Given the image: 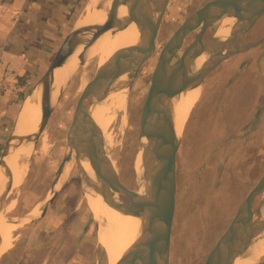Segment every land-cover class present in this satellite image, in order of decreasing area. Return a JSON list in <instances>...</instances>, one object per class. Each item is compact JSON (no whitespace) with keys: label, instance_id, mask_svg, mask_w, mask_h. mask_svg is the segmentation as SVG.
Here are the masks:
<instances>
[{"label":"rangeland","instance_id":"rangeland-1","mask_svg":"<svg viewBox=\"0 0 264 264\" xmlns=\"http://www.w3.org/2000/svg\"><path fill=\"white\" fill-rule=\"evenodd\" d=\"M209 1L171 0L159 29L156 56L142 67L134 79L123 106L120 100L124 90L122 95L121 92L116 94V113L113 114V111L108 115L113 120L106 129L104 139L105 143L111 140L107 144L110 159L122 181L131 189L139 188L140 178L135 165L140 151L141 110L147 99L158 53L180 24ZM84 9L77 12L74 21ZM227 17L211 26L205 39L213 38ZM198 32H192L184 47ZM262 37L264 17L246 35L243 44ZM80 59L75 73L64 83L62 95L55 103L46 129L35 146L29 144L32 150L30 162L18 163L16 183L9 198V201L16 200V205L7 215L12 221H0L1 227L15 225L16 229L11 230L15 231L14 243L11 249L0 254L1 264H24L29 248L33 258L26 261L27 264L60 263L64 252L59 249L64 243L71 244L74 250L68 254L82 255L85 264H109L107 252L98 243L99 221L85 197L89 186L84 182L83 173L74 158L66 164L54 187L59 165L68 150L67 130L83 91L81 84L85 82L86 85L98 68L96 61L81 66ZM71 70V65H65L56 77L60 85ZM252 78L255 79L256 89L242 96L240 84L245 85L244 82ZM54 90L59 93L57 86ZM109 103L108 99L107 108ZM93 117L94 120L97 117L95 112ZM181 134L171 264H204L221 233L233 220L239 204L264 174V43L228 57L208 74L201 85L198 100L192 104L184 120ZM52 197L55 199L45 217L49 219L43 223L41 218L46 213L43 214V210ZM37 206L40 210L35 213ZM257 239L253 237L251 243ZM39 240H48L47 250L40 249ZM84 243L86 246L83 247ZM16 245L17 251L11 253L6 262V254ZM37 257H40L39 261Z\"/></svg>","mask_w":264,"mask_h":264},{"label":"water","instance_id":"water-1","mask_svg":"<svg viewBox=\"0 0 264 264\" xmlns=\"http://www.w3.org/2000/svg\"><path fill=\"white\" fill-rule=\"evenodd\" d=\"M170 2L171 0H119L105 11L106 19L101 24L78 26L79 18L74 21L45 75L32 91L34 94L37 89L43 87L48 89L50 94L48 98L40 100L44 107L38 129L32 134L16 135L19 114L0 152V172L5 179L0 189V213L5 210L14 190L13 175L6 164L7 159L17 143H33L35 146L46 129L55 103L64 89L63 84L57 99L53 100L55 72L64 66L66 54L73 49L94 43L108 31H122L132 20L138 19L142 24L138 42L112 53L105 63L98 66L93 78L85 85L67 130L68 150L59 165L54 187L72 158L83 173V180L89 185L82 169V164L88 162L98 178L111 184L114 196L117 194L126 198L127 202H124L121 213L138 218L141 222L143 243L138 252L123 264H171L172 232L177 202V157L182 139V134H177L173 121V101L181 94L194 54L207 53L223 57L209 70L205 79L228 57L264 43L262 37L255 42L243 44L246 35L264 17V0H211L193 11L162 46L151 75L147 99L141 110V137L145 134V127H151L154 138L142 160L139 188L134 190L122 181L110 157L92 142L87 125L93 121L92 110L107 101L112 94L120 71L127 68L133 72L129 90L142 67L156 56L159 29ZM121 7L126 9L123 16L119 14ZM247 7H251V13L239 30L224 40L214 37L205 39L206 32L216 22L223 17L236 15ZM197 30L199 32L195 38L184 47L188 37ZM54 199L52 197L49 200L43 214L50 208ZM248 227L264 229V174L239 204L233 220L221 233L204 264H235L237 259H244L247 244H251V239L255 237L249 236ZM249 264H264V254Z\"/></svg>","mask_w":264,"mask_h":264},{"label":"bare ground","instance_id":"bare-ground-1","mask_svg":"<svg viewBox=\"0 0 264 264\" xmlns=\"http://www.w3.org/2000/svg\"><path fill=\"white\" fill-rule=\"evenodd\" d=\"M118 1L119 0H89L84 12L80 17L78 26L96 23L101 24L106 19L105 11L108 10L109 7L115 5ZM125 13L126 9L121 7L119 11L120 16H123ZM250 13L251 7H247L244 9V11L236 15L228 16L224 20L222 27H220L215 33L214 38L217 40H224L228 36L235 33L240 29V27L243 26ZM141 32L142 24L138 19H134L126 28H124V30L122 29V31H108L94 43H91L84 48H78L69 51L66 54L64 66L55 72L56 83L54 82V88L57 86L60 91V87L63 86L64 82L75 73L77 69L78 58L80 59L82 57L80 59L81 66L84 64H91L94 61H96V66H100L101 64L105 63L116 50L136 44L140 38ZM222 58L223 57L221 56L216 57L207 53L194 54L191 68L182 85L181 94L173 101V121L175 122L176 132L179 136L181 135L184 120L189 112L190 107L195 101L198 100L201 94V80L207 75L209 70H211V68L216 63L220 62ZM65 65H71L72 70L66 74L63 83L60 85V80H56V77L62 73V69L65 67ZM132 75L133 72L129 71L127 68H123L120 71L114 86V90L108 97L110 101L108 104L109 108H107L106 104L108 100L96 106L92 110L93 121L89 122L87 125V130L92 142L102 153L104 152V154H106L108 157H110V155L107 150V144H110L111 140L110 142L107 141L108 143H105L104 136L106 134L105 132L107 127L113 120V117L108 115H110L113 111V114L116 113L114 110L117 106L116 102L118 99L116 94H120L121 92L122 95V90H124V96L120 100V104L123 106L128 86L133 77ZM81 85L82 86L80 89L82 91L85 87V82ZM58 94L59 93L54 90L53 100L57 99ZM49 95V90L42 87L37 89L34 94L32 93L26 98L20 118L15 128L16 135H28L36 132L39 126L38 123L41 120L42 108L44 107L41 105L40 100L43 98H48ZM93 112H95L97 116L95 120L93 117ZM153 138V129L151 127H145V134H143L139 139L140 151L138 153V160L135 165L138 178H140L142 174L143 157L150 147V143L152 142ZM31 151V145H29V143L20 142L16 144L15 150L8 157L6 164L13 175V187L16 183V170L18 163L25 161L30 162ZM82 169L85 173L84 177L87 178L90 183L88 185V189L85 192V197L87 198L88 203L93 207V215L95 219L99 221L97 230L98 243L103 246L107 252L109 264H123L138 252L141 244L143 243V236L140 231L141 222L138 218L121 213L120 210L122 209L123 204H125L124 202L126 201H124V199L126 200V198L120 197L117 194L115 197L111 191V184L106 180L98 178L94 174L93 169L88 162L85 161L82 164ZM4 180V176L0 172V189L4 183ZM117 198L119 200H117ZM15 205L16 200L8 201L5 210L0 213V221H12L11 219L7 218V215L13 211ZM35 209H37L35 210V213H37V211L40 210V206H37ZM1 224L0 230L9 229V231L0 232V254H3L13 246L15 231L11 230H15L16 227L15 225H10L11 227H1ZM247 231L249 236L255 235V237L258 239L251 244H247L245 258L237 259L235 264H249L264 254V229L248 227Z\"/></svg>","mask_w":264,"mask_h":264},{"label":"crops","instance_id":"crops-1","mask_svg":"<svg viewBox=\"0 0 264 264\" xmlns=\"http://www.w3.org/2000/svg\"><path fill=\"white\" fill-rule=\"evenodd\" d=\"M86 1L0 0V152L25 99L45 75L77 12L86 8ZM25 93L28 95L22 99ZM47 212L41 218L43 223L49 219L45 218ZM59 251L64 252V259L51 264L86 263L82 255L68 254L70 246L62 244Z\"/></svg>","mask_w":264,"mask_h":264},{"label":"trees","instance_id":"trees-1","mask_svg":"<svg viewBox=\"0 0 264 264\" xmlns=\"http://www.w3.org/2000/svg\"><path fill=\"white\" fill-rule=\"evenodd\" d=\"M247 76H249V74L247 73L246 74ZM244 84L245 85H242V84H240V86H239V91L241 92V95L242 96H247L248 94H251V92H253L255 89H256V87H254L255 86V79L254 78H252V79H250V80H248V81H245L244 82ZM29 93V92H28ZM28 93H25V94H23V98L22 99H24L27 95H28ZM39 242L41 243V245L39 244V247H41L40 249L41 250H47V248H48V240H45V241H42V240H39ZM87 243V242H86ZM86 243H84V244H82L83 245V247L84 246H86ZM19 244V243H18ZM17 244V245H18ZM74 244V243H73ZM17 245L15 246V248H14V250H11L8 254H6V262H7V258H8V256L11 254V253H15L16 251H17ZM64 245H67V246H70L71 247V251H74L73 250V248H72V245L71 244H67V243H64ZM40 250V251H41ZM76 250V249H75ZM28 251V250H27ZM43 252V251H42ZM26 254H28V256L24 259V264L26 263V261H31V260H29V259H32L33 257H32V253H31V249L29 248V251L27 252V253H25V255ZM38 258H40V257H37L36 259L38 260ZM36 260V261H37ZM39 261V260H38ZM27 262V263H28ZM26 263V264H27ZM1 264V263H0ZM7 264V263H6Z\"/></svg>","mask_w":264,"mask_h":264}]
</instances>
